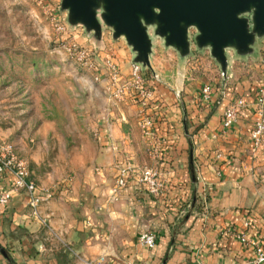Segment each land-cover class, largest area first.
<instances>
[{
  "label": "crops",
  "instance_id": "0c3cea01",
  "mask_svg": "<svg viewBox=\"0 0 264 264\" xmlns=\"http://www.w3.org/2000/svg\"><path fill=\"white\" fill-rule=\"evenodd\" d=\"M100 39L94 48L103 51L101 57L112 55L128 74L136 59L132 47ZM152 39L147 76L156 98L149 105L134 97L108 98V107L93 108L96 120L77 129L80 137L73 134L78 140L71 149L62 136L49 143L48 132L58 129L47 123L31 138L12 139L29 163L30 178L51 197L39 215L25 190L0 206V264H91L101 255L119 264H249L252 242L264 246V147L255 150L250 140L251 108L229 130L222 127L229 103L239 97L252 102L258 87L246 91L252 77L230 80L221 105L203 102L202 87L192 91L186 82L172 92V84L154 78L171 47L158 35ZM229 50L228 78L237 60L257 53ZM218 82L204 85L216 95ZM143 114L154 119V136L140 127ZM6 132L0 129V143L13 131ZM127 165L156 169L165 184L162 193L151 194L137 171L115 192L120 168ZM12 177L0 173V193ZM145 232L156 235L153 248L141 244Z\"/></svg>",
  "mask_w": 264,
  "mask_h": 264
},
{
  "label": "rangeland",
  "instance_id": "374dc122",
  "mask_svg": "<svg viewBox=\"0 0 264 264\" xmlns=\"http://www.w3.org/2000/svg\"><path fill=\"white\" fill-rule=\"evenodd\" d=\"M101 13L102 10L99 11L101 36L131 47L124 37L113 38V29L103 22ZM54 16L68 27V32L57 29ZM149 31L155 37L154 27ZM195 33V29H190L191 38ZM95 35V31L84 25L70 22L62 0H0V129L4 133L13 131L4 142L12 143L16 135L31 138L39 126L47 123L58 129L48 132L52 137L49 136V143L53 139L57 143L62 136L71 149L78 140L75 136L78 138L82 133L77 129L96 120L93 108L102 109L103 104L108 107L110 97L102 78L96 80L95 69L81 63L70 48L72 42H77L101 57L103 51L94 48L101 39ZM252 47L257 53L246 60H237L227 79L230 84V80L252 77L248 92L255 90L264 78V52H261L264 36H257ZM170 51L159 63L157 74L161 81L175 87L172 92L182 88L184 82L192 91L203 88L205 83L218 87L222 68L210 48H200L192 40L187 55L172 47ZM260 53L262 58L259 56L258 60L256 56ZM94 63L102 69L100 60Z\"/></svg>",
  "mask_w": 264,
  "mask_h": 264
},
{
  "label": "water",
  "instance_id": "95a60500",
  "mask_svg": "<svg viewBox=\"0 0 264 264\" xmlns=\"http://www.w3.org/2000/svg\"><path fill=\"white\" fill-rule=\"evenodd\" d=\"M62 7L72 24L95 31L96 38L102 34V10L113 37H124L136 54L134 62L145 68L151 67V27L182 55L189 53L192 40L200 48H210L224 72L229 49L250 54L257 36H264V0H62Z\"/></svg>",
  "mask_w": 264,
  "mask_h": 264
},
{
  "label": "built area",
  "instance_id": "2783aa9c",
  "mask_svg": "<svg viewBox=\"0 0 264 264\" xmlns=\"http://www.w3.org/2000/svg\"><path fill=\"white\" fill-rule=\"evenodd\" d=\"M53 19L57 21H55L56 26L60 32H68V27L61 22L60 18L54 16ZM70 48L76 53L75 55L81 63L95 69V79L99 80L102 78V82H105L106 92L116 102H124L128 98L134 97L145 107L156 98L155 89L152 87L150 78L147 76L148 68L143 67L142 64L132 62L130 72L124 74L112 55L98 57L95 51L77 42H72ZM96 60H100L103 64L102 69L94 65ZM103 75L106 78H103ZM154 78L158 79L156 73ZM227 79V74L221 71L220 89L217 94H214L210 85H204L201 90V100L205 103L212 102L216 105H221L227 96ZM249 107L255 117L254 127L250 133V140L256 150L264 147V78L261 79L252 102H247L244 97H239L229 103L223 114V129L225 131L229 130L238 121L240 113ZM139 124L145 135L154 136L153 127L155 121L152 116L143 114ZM134 171L139 173L140 181L146 185L151 194L158 196L162 193L165 184L156 169L152 167L139 169L132 165L120 168V175L114 188L115 192L126 186L127 177ZM7 172H11L13 177L9 187L0 193V206L7 205L15 193L25 190L28 195V205L31 207L33 214L39 215L41 204L49 199L51 194L46 193L44 189L30 178L29 163L18 154L15 146L12 143L2 142L0 143V173ZM156 240V235L152 232H145L140 236L141 244L148 248H153ZM241 240L247 242L244 234L241 235ZM252 244L255 246V255L249 261V264H264V246L256 241H253ZM91 264L119 263L111 261L107 255H101L92 261Z\"/></svg>",
  "mask_w": 264,
  "mask_h": 264
}]
</instances>
